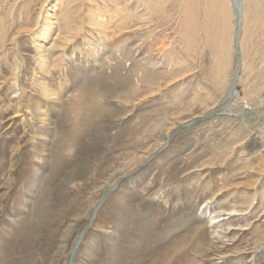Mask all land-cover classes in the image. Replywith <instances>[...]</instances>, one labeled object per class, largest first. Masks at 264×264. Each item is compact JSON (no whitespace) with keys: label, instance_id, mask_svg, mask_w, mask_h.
<instances>
[{"label":"rangeland","instance_id":"1","mask_svg":"<svg viewBox=\"0 0 264 264\" xmlns=\"http://www.w3.org/2000/svg\"><path fill=\"white\" fill-rule=\"evenodd\" d=\"M152 2L60 0L58 23L77 28L98 10L105 27L85 20L73 44L47 55V67L21 36L15 102L7 51L24 4L37 5L0 0V264H65L82 232L71 264H264V0L246 2L237 98L177 130L130 177L161 132L225 97L213 81L220 49L233 66L229 34L206 0ZM187 2L198 21H186ZM144 7L152 24L141 29ZM212 18L217 38L205 29ZM167 251L173 259L163 260Z\"/></svg>","mask_w":264,"mask_h":264},{"label":"bare ground","instance_id":"2","mask_svg":"<svg viewBox=\"0 0 264 264\" xmlns=\"http://www.w3.org/2000/svg\"><path fill=\"white\" fill-rule=\"evenodd\" d=\"M59 1L60 0H35L34 5H37V8H35V6L29 7L28 4H24V10H26V13L28 11V13L26 14L27 15L26 19H25L26 21L24 20V26L20 25L19 29H17V31H15V33L12 34V36L10 38V44H9L10 47L8 48V51H7V53H9V51H12V55L10 56L11 58L9 59L11 62L10 66L12 67V70H11L12 73L9 77V88L11 90L12 98L16 100L15 102L18 101V96L20 95V93L21 92L23 93V88L20 87V81H21V77H22L21 76V74H22L21 69H22V63L23 62L21 63L20 57L18 55H16V51L18 49L17 44L19 43L18 40H19V38H21V36H24V35L29 36V40L32 41L33 47L37 51V56H39L38 63L40 65H43L44 67H47L49 64L48 63L49 59H48L47 55L52 53V51L53 52L57 51L58 53L59 52L61 53L65 49H67V47L69 45L73 44L75 42L74 38H76V36L78 35V33H79L78 31L81 29L82 23L85 20L87 22H89V24H91L92 26L98 25V26H102V27L104 26L105 27V24L102 22L103 20H100V19H102V14L98 10H96L92 13V17H88V18H83L82 16L79 17L78 21H77L79 25L77 28H74V26L76 24H73V21H70V20L69 21L67 20V22L64 21L66 24L65 23H58V19H57L58 17H55V12L59 8V4H58ZM149 1H153L150 4L151 5L150 7H154V6L156 7L157 6L158 2L157 3L155 2L156 4L154 3V1H156V0H149ZM246 2H247V0H206L207 11H209V14L213 15V17L219 15L220 19H222L221 34L225 33V32H227L229 34L228 47L232 51L231 61H232L233 66H232V68H229L228 56H227V54L224 55V52L220 49L221 55H219L218 59H216V64H215L216 68H215L214 78H213V81H216V83H217V84L215 83L216 85L221 84V86L223 87V92H224L225 97L219 103L214 104L210 108H206L204 110V112H202L201 114L193 116L190 120L182 122L181 124L176 126L175 129H168L166 131L161 132L153 151L148 152L145 157L138 158L139 159L138 165H135L133 167L132 171H127L126 172V173H128L127 175H129L131 177V174L134 172V170L135 171L138 170L142 165L146 164L147 161L150 160V158L154 157V155H156L158 152L162 151V149H164L166 147L167 141L175 134V132L177 130L181 131L182 128H186L188 126H191V124H194L195 122L204 120L206 117L214 116L216 113L222 111L223 108L221 110H219V108L223 104L224 100H228V101L232 100L233 101L237 98L238 95H236L234 93V90H235L236 84L238 82L242 81L241 78L243 77V75L241 74V71L243 72L244 67H245V64L242 63V58H241V53H242L241 39L243 38L242 37L243 36L242 31L244 32V24H245L244 23V21H245L244 17L246 14L245 11L247 9L246 8L247 7ZM25 3H26V1H25ZM31 3H32V0H31ZM145 3H146V1H145ZM187 5L190 8V10H189L190 14H189L188 18L186 19V21L190 20L192 22L195 19L198 21L197 17L195 18V10L197 7H195V5L192 4V2L190 4H188V2H187ZM66 13H69L70 15H71V13L73 14V12H70V11L69 12L67 11ZM89 14H90V12H89ZM150 15H151V10H149L145 7L142 10V12H140V15H139L140 17L139 16L138 17H139L141 29L144 26L147 27V26H149V24H152L151 19H150ZM215 19H217V18L215 17ZM215 19L212 18V20H213V21L211 20L212 23H210L211 21L210 22L208 21L207 28L205 27V29H207L208 31H211V33H208V34H210V36L213 34V32L211 30L212 25H210V24L215 25V23H216ZM229 19H231V24L228 25ZM62 22H63V19H62ZM148 22H150V23H148ZM191 32H192L193 36L197 35L196 33H198V31L196 29H193V28H192ZM2 34H3V32H2ZM81 34H82V32H81ZM188 36H189V40H190L189 43H192L193 37L191 35H188ZM215 37H216L215 34H213L211 36V38H215ZM143 39H145V38H143ZM223 40H224V38L221 37L220 44L222 43ZM212 41H213V39H212ZM0 42H1L0 44L3 45L4 42H3L2 36H1ZM143 43H145V42H143ZM149 49H150V47H149ZM54 62H55V59H53V63ZM230 107H231V105H230ZM17 108H18V106H17ZM243 110H247V107L243 108ZM17 112H18V110H17ZM123 178H125L124 173H123L122 177L117 178V181L115 180V182L110 186L109 189L104 190L99 198L101 199V197H104L106 194H108L110 191H112L117 186V183ZM100 199L94 203L95 205L94 204L91 205V209L89 210L88 215H87V221H86L87 222V225H86L87 228H88V226L91 227V225L93 224V220L96 217V213L98 212L99 208L101 207L100 206V204H101ZM96 205L98 208L95 210ZM233 213H237V212L235 210H230L229 212H227V215H233ZM240 213H242V210ZM216 219H218V216H212L211 217V220H216ZM219 221L220 220L218 219V222ZM68 231H69V229H68ZM215 233H216V231H215ZM75 238L76 239L74 241L72 250L70 252L71 253V255H70V258H71L70 261L71 262L68 259L65 264H69V263L71 264L72 263V258L74 256L73 254H75V251H76V249H77V247L80 244L81 239H82L81 238L79 240V235H77ZM179 247L180 248H174L175 251L176 250L178 252L181 251L184 254V249H182V248H184V246L180 245ZM171 253H172V251L171 252L167 251L164 254H161L162 256L164 255L163 260L166 257H168L169 259H173L171 256ZM160 257L161 256L159 255V257L156 258L155 260H157V259L160 260L159 259ZM175 260H177L180 263L181 260L183 261L184 259H183V257H181V258L179 257L178 259H175Z\"/></svg>","mask_w":264,"mask_h":264},{"label":"water","instance_id":"3","mask_svg":"<svg viewBox=\"0 0 264 264\" xmlns=\"http://www.w3.org/2000/svg\"><path fill=\"white\" fill-rule=\"evenodd\" d=\"M100 203H101V202H100ZM100 203H99V204H100ZM95 207H96V208H95V210H96L98 207H97V205H96ZM82 234H83V232H82ZM82 234L79 235V240L81 239ZM73 255H74V254H73ZM70 262H71V261H70ZM69 264H70V263H69Z\"/></svg>","mask_w":264,"mask_h":264}]
</instances>
